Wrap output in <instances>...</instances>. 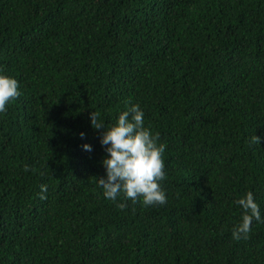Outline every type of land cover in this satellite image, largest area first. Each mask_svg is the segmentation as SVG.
I'll return each instance as SVG.
<instances>
[{
  "label": "trees",
  "instance_id": "trees-1",
  "mask_svg": "<svg viewBox=\"0 0 264 264\" xmlns=\"http://www.w3.org/2000/svg\"><path fill=\"white\" fill-rule=\"evenodd\" d=\"M0 71L19 81L0 264H264V0H0ZM132 103L166 144L163 204L95 182L89 113L107 125ZM246 190L262 219L233 239Z\"/></svg>",
  "mask_w": 264,
  "mask_h": 264
},
{
  "label": "clouds",
  "instance_id": "clouds-1",
  "mask_svg": "<svg viewBox=\"0 0 264 264\" xmlns=\"http://www.w3.org/2000/svg\"><path fill=\"white\" fill-rule=\"evenodd\" d=\"M18 85L15 76L0 71V113L6 112L7 103L19 95ZM89 116L93 127H103L99 142L106 153L101 157L104 175L95 176L103 196L116 201L118 195H123L132 202H136L139 197L145 205L163 204L167 199L161 184L166 176L163 159L166 144L158 140V132H153L144 123V110L132 103L118 113L114 122L107 125L93 111ZM79 135L83 136V131ZM250 139L258 143L260 137L253 134ZM82 147L90 151L92 146L84 142ZM23 167L27 170L30 166L24 164ZM46 187L43 183L40 185L41 197ZM235 203L242 211L239 222L231 229V236L233 239L246 238L253 219H262L259 204L251 190L238 196ZM117 206L124 207L125 201H119Z\"/></svg>",
  "mask_w": 264,
  "mask_h": 264
}]
</instances>
